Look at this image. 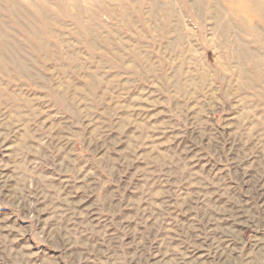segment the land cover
<instances>
[{"label":"rangeland","instance_id":"374dc122","mask_svg":"<svg viewBox=\"0 0 264 264\" xmlns=\"http://www.w3.org/2000/svg\"><path fill=\"white\" fill-rule=\"evenodd\" d=\"M0 264H264V0H0Z\"/></svg>","mask_w":264,"mask_h":264}]
</instances>
